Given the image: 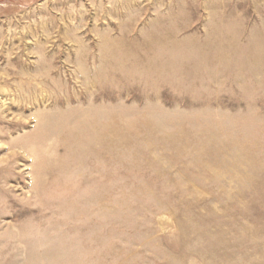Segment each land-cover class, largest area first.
I'll use <instances>...</instances> for the list:
<instances>
[{
	"label": "rangeland",
	"instance_id": "obj_1",
	"mask_svg": "<svg viewBox=\"0 0 264 264\" xmlns=\"http://www.w3.org/2000/svg\"><path fill=\"white\" fill-rule=\"evenodd\" d=\"M0 264H264V0H0Z\"/></svg>",
	"mask_w": 264,
	"mask_h": 264
}]
</instances>
